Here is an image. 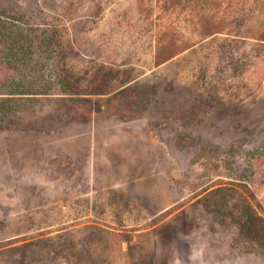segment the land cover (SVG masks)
I'll list each match as a JSON object with an SVG mask.
<instances>
[{
    "label": "rangeland",
    "instance_id": "374dc122",
    "mask_svg": "<svg viewBox=\"0 0 264 264\" xmlns=\"http://www.w3.org/2000/svg\"><path fill=\"white\" fill-rule=\"evenodd\" d=\"M264 264V0H0V264Z\"/></svg>",
    "mask_w": 264,
    "mask_h": 264
},
{
    "label": "clouds",
    "instance_id": "9594fccd",
    "mask_svg": "<svg viewBox=\"0 0 264 264\" xmlns=\"http://www.w3.org/2000/svg\"><path fill=\"white\" fill-rule=\"evenodd\" d=\"M192 235L193 234H180V238L182 240L188 241L190 243V248L187 254V261L189 262V264H207L204 259L205 245L200 243L199 241L193 242ZM169 264H181V261L178 257L171 256L169 259ZM225 264H228V262H225Z\"/></svg>",
    "mask_w": 264,
    "mask_h": 264
}]
</instances>
